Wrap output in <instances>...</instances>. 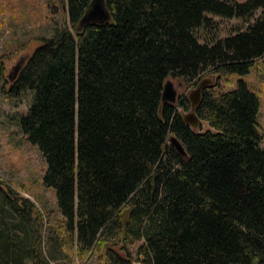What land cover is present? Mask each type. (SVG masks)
<instances>
[{"label":"trees","instance_id":"trees-1","mask_svg":"<svg viewBox=\"0 0 264 264\" xmlns=\"http://www.w3.org/2000/svg\"><path fill=\"white\" fill-rule=\"evenodd\" d=\"M66 2L69 24L22 62L11 88L33 92L19 125L56 192L55 251L107 248L101 264H264L261 99L244 79L212 89L264 55V0H105L110 20L81 30L92 0ZM208 13L243 24L201 40L198 29L216 27ZM207 73L217 81L193 128L181 112L189 99L164 100V84ZM42 220L0 183V264H43Z\"/></svg>","mask_w":264,"mask_h":264},{"label":"rangeland","instance_id":"rangeland-1","mask_svg":"<svg viewBox=\"0 0 264 264\" xmlns=\"http://www.w3.org/2000/svg\"><path fill=\"white\" fill-rule=\"evenodd\" d=\"M245 1V0H238ZM213 16L215 26L212 30L198 29L201 40L211 36H226L233 26L242 25L238 18ZM69 24L68 5L66 0H0V57L5 56L6 76L0 80V183L11 194L33 201L43 216V264H101V255L107 248L98 251L92 249L86 256H81L77 248L65 245L56 252L55 243L51 240L53 229L63 219L55 189L47 187L43 175L47 168L45 156L36 144L28 140L23 133L19 119L25 115L33 100L31 90L19 94L11 91L17 76L10 79L19 61H26L34 50L42 44L44 38L52 37L56 27ZM215 30V31H214ZM23 61V62H24ZM216 76L207 73L203 78ZM202 78V79H203ZM239 79H244L261 99L259 122L264 131V55L257 58L246 74H230L219 79L218 86L212 88L215 93L227 91L236 86ZM179 95L190 101V93L197 87L196 80L189 81L182 77H168ZM195 83V84H194ZM191 103V102H190ZM192 111V106L182 109V114ZM199 127V126H198ZM205 123L202 128H207ZM264 146V139L261 141ZM35 213V212H34ZM137 241L129 245L134 257ZM121 243L114 246L120 250ZM54 256V257H53Z\"/></svg>","mask_w":264,"mask_h":264},{"label":"water","instance_id":"water-1","mask_svg":"<svg viewBox=\"0 0 264 264\" xmlns=\"http://www.w3.org/2000/svg\"><path fill=\"white\" fill-rule=\"evenodd\" d=\"M109 20L110 13L106 7L105 0H92L90 7L87 9V11L80 20L78 30L83 29L86 25L91 23H105ZM23 61L24 60L19 61L16 65L15 76H17ZM9 77L11 80H13L14 78L11 75ZM213 81L214 79L212 77H206L201 79L197 87L190 93L189 98L192 106V111L188 114H184L183 117L185 121L189 123L193 128H198L200 124V118L196 114V107L201 99L202 91L207 86L213 84ZM163 98L168 102L177 103L178 92L175 89V86L172 81L165 82ZM170 142L176 147L179 153H181L182 155H186L184 145L176 136H171Z\"/></svg>","mask_w":264,"mask_h":264},{"label":"flooded vegetation","instance_id":"flooded-vegetation-1","mask_svg":"<svg viewBox=\"0 0 264 264\" xmlns=\"http://www.w3.org/2000/svg\"><path fill=\"white\" fill-rule=\"evenodd\" d=\"M15 73H16V72L14 71L13 74H12L11 76L14 77V76H15Z\"/></svg>","mask_w":264,"mask_h":264}]
</instances>
